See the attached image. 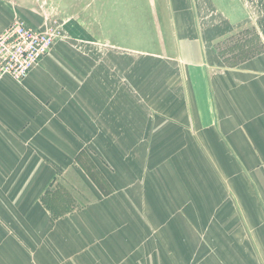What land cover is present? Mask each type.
<instances>
[{"label": "rangeland", "instance_id": "rangeland-1", "mask_svg": "<svg viewBox=\"0 0 264 264\" xmlns=\"http://www.w3.org/2000/svg\"><path fill=\"white\" fill-rule=\"evenodd\" d=\"M15 21L58 33L53 53L71 62L62 72L77 77V101L94 119L73 166L99 190L77 194L56 172L41 196L47 219L20 235L23 254L0 236V264H264L243 181L222 178L193 144L168 0H0V34ZM257 27L261 36L235 38L227 55L259 52L264 20Z\"/></svg>", "mask_w": 264, "mask_h": 264}, {"label": "crops", "instance_id": "crops-1", "mask_svg": "<svg viewBox=\"0 0 264 264\" xmlns=\"http://www.w3.org/2000/svg\"><path fill=\"white\" fill-rule=\"evenodd\" d=\"M168 1L177 38V75L186 96L183 116L190 117L193 144L206 148L225 170L222 178L243 181L247 225L264 233V41L252 56L227 55L235 38L253 29L261 36L257 25L264 20V1L254 0L252 12L246 10L254 3L250 0ZM55 48L56 43L21 84L0 79V236L9 233L15 239L11 247L21 254L20 235L34 236L35 225L48 217L41 196L56 172H63L61 182L77 194L96 193V184L73 166L88 142L84 124L94 119L77 101L72 87L77 77L62 72L71 62L56 59ZM86 83L87 78L81 94L88 92ZM118 111L115 119L112 112V131L119 128ZM99 123L101 128L94 122L95 131L104 132V119ZM103 141L97 147L103 148ZM258 238L257 243H264Z\"/></svg>", "mask_w": 264, "mask_h": 264}, {"label": "built area", "instance_id": "built-area-1", "mask_svg": "<svg viewBox=\"0 0 264 264\" xmlns=\"http://www.w3.org/2000/svg\"><path fill=\"white\" fill-rule=\"evenodd\" d=\"M58 33L32 30L21 21L13 22L0 34V79L21 84L29 72L52 51Z\"/></svg>", "mask_w": 264, "mask_h": 264}]
</instances>
